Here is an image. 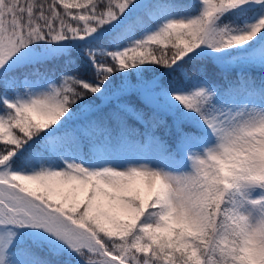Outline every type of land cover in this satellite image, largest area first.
I'll return each instance as SVG.
<instances>
[{
  "label": "snow or ice",
  "instance_id": "obj_1",
  "mask_svg": "<svg viewBox=\"0 0 264 264\" xmlns=\"http://www.w3.org/2000/svg\"><path fill=\"white\" fill-rule=\"evenodd\" d=\"M0 264H264V0H0Z\"/></svg>",
  "mask_w": 264,
  "mask_h": 264
}]
</instances>
